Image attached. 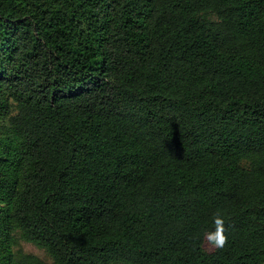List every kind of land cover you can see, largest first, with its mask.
<instances>
[{
  "label": "trees",
  "instance_id": "16d2710c",
  "mask_svg": "<svg viewBox=\"0 0 264 264\" xmlns=\"http://www.w3.org/2000/svg\"><path fill=\"white\" fill-rule=\"evenodd\" d=\"M16 234L53 264H264V0H0V264H45Z\"/></svg>",
  "mask_w": 264,
  "mask_h": 264
},
{
  "label": "rangeland",
  "instance_id": "374dc122",
  "mask_svg": "<svg viewBox=\"0 0 264 264\" xmlns=\"http://www.w3.org/2000/svg\"><path fill=\"white\" fill-rule=\"evenodd\" d=\"M15 238H16L15 248H20L25 253H30V254H34V255L38 256L39 258H41L45 262V264H53L49 255L43 249L37 247L36 245H34L32 243H29V242L22 240L21 238H19V235H17V234L15 235ZM203 248L207 252H211L214 250L215 246L206 237V239L203 243Z\"/></svg>",
  "mask_w": 264,
  "mask_h": 264
},
{
  "label": "clouds",
  "instance_id": "9594fccd",
  "mask_svg": "<svg viewBox=\"0 0 264 264\" xmlns=\"http://www.w3.org/2000/svg\"><path fill=\"white\" fill-rule=\"evenodd\" d=\"M215 223L217 225L216 231L208 233L207 238L208 240L215 244L217 247L223 246L225 237L223 236V221L220 218H217L215 220Z\"/></svg>",
  "mask_w": 264,
  "mask_h": 264
}]
</instances>
